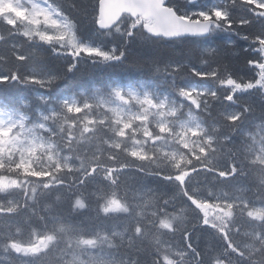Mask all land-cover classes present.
Listing matches in <instances>:
<instances>
[{
  "label": "snow or ice",
  "instance_id": "obj_1",
  "mask_svg": "<svg viewBox=\"0 0 264 264\" xmlns=\"http://www.w3.org/2000/svg\"><path fill=\"white\" fill-rule=\"evenodd\" d=\"M0 47V264H264V0H0Z\"/></svg>",
  "mask_w": 264,
  "mask_h": 264
},
{
  "label": "trees",
  "instance_id": "obj_2",
  "mask_svg": "<svg viewBox=\"0 0 264 264\" xmlns=\"http://www.w3.org/2000/svg\"><path fill=\"white\" fill-rule=\"evenodd\" d=\"M205 2H207V0H205ZM257 28H253L251 29V31H257ZM233 39H235V37H233ZM17 41H23L25 40V38L23 37H16ZM110 43V41H109ZM243 43V42H241ZM24 48H27V44L24 45ZM24 50V49H21ZM0 54H5L8 55V49L4 48V47H0ZM168 54L165 53V56H167ZM12 63H14V61H12L11 59L9 60V67L12 65ZM192 63L193 64H197V60L195 57V53L192 54ZM231 65L234 69L238 70L241 74H244L247 70L245 68V64H244V58L241 57L239 59H234L231 61ZM2 67V66H0ZM140 73L135 72L134 70H121L119 68L116 67H110V68H104L101 69L96 77L97 80L99 81H105L108 79H112V80H120V79H128L129 77H139ZM196 78H192V77H187L185 78V80H182L181 83H191L194 82ZM204 83V82H201ZM65 89H61V91L70 89L72 87H74V83H73V78H70L69 81L65 82ZM22 97H24L27 102L30 104V107L32 109H37L41 107L42 102L36 99V95L35 93L31 92V91H24L20 94ZM228 103V102H225ZM0 227H3L2 225H0ZM161 239H164L163 237H161ZM208 242L207 238H204L201 240V244L203 245L204 243ZM3 260V257H0V261Z\"/></svg>",
  "mask_w": 264,
  "mask_h": 264
}]
</instances>
